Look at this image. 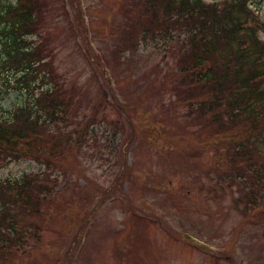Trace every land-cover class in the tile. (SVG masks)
I'll return each mask as SVG.
<instances>
[{
	"label": "rangeland",
	"instance_id": "374dc122",
	"mask_svg": "<svg viewBox=\"0 0 264 264\" xmlns=\"http://www.w3.org/2000/svg\"><path fill=\"white\" fill-rule=\"evenodd\" d=\"M15 2L0 0V7ZM42 2L33 40L45 43L57 81L77 89L81 113L67 130L80 127L75 120L94 116L98 123L83 147L72 137L62 172L24 158L0 165L2 184L46 173L60 193L44 199V219L23 222L22 238L9 257L0 251V264H264L262 217H245L235 187L212 171L226 162L228 143L209 123L190 126L189 108L171 107V85L183 82L176 69L187 62L176 40L141 46L137 23L147 20L135 16L147 7L133 0ZM256 7L264 21V4ZM131 38L137 43L129 54ZM28 98L10 90L0 98V118ZM144 118L155 130L133 137L125 120L140 125ZM114 124L126 133L114 137ZM50 130L42 137L57 133Z\"/></svg>",
	"mask_w": 264,
	"mask_h": 264
},
{
	"label": "trees",
	"instance_id": "16d2710c",
	"mask_svg": "<svg viewBox=\"0 0 264 264\" xmlns=\"http://www.w3.org/2000/svg\"><path fill=\"white\" fill-rule=\"evenodd\" d=\"M133 1L147 7L135 16L147 20V26L137 23L141 46L148 40L164 46L173 39L185 52L187 62L176 69V77L183 82L172 84L168 92L171 107L189 108L190 126L209 123L216 128L215 135H222L221 141L228 143L226 162L214 165L212 171L221 182L235 187L244 205L242 214L247 217L256 211V220L262 217L264 223V40L259 37L264 34V23L255 9L264 0ZM42 10V0H16L0 7V98L10 90L29 97L24 105L9 110L8 118H0V165L24 158L62 172L60 162L66 158L68 145L75 140L83 147L98 121L94 116L86 118L85 124L75 120L80 127L67 130L69 119L81 113L74 96L77 89L57 81L46 61L45 43L33 40L40 35ZM136 43L131 38L125 51L130 54ZM124 102L123 108L130 110V101ZM125 124L134 128L133 137L155 130L146 118L140 125L127 120ZM126 126L114 124V137L126 133ZM45 129L57 133L43 138ZM47 139L52 146H46ZM46 176L23 174L14 182L0 183V251H6L4 256L11 255L15 242L22 238L26 219L46 217L41 212L44 199L48 197L50 203L55 201L53 195H60L55 191L57 179Z\"/></svg>",
	"mask_w": 264,
	"mask_h": 264
}]
</instances>
